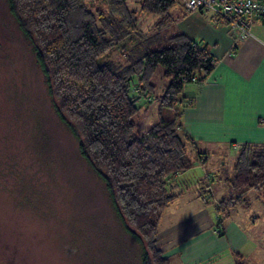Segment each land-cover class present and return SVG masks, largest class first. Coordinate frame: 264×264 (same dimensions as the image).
Returning <instances> with one entry per match:
<instances>
[{
	"label": "trees",
	"instance_id": "1",
	"mask_svg": "<svg viewBox=\"0 0 264 264\" xmlns=\"http://www.w3.org/2000/svg\"><path fill=\"white\" fill-rule=\"evenodd\" d=\"M179 1L5 0L31 45L57 118L141 245V264H170L156 236L177 197L172 182L207 155L182 133L180 118L184 87L204 82L214 61L186 35L162 32ZM145 21L151 22L147 31ZM117 47L121 61L108 59ZM224 182L232 194L214 205L219 235L235 205L246 204V192L264 199V145L240 147ZM207 188L200 183L204 200ZM238 261L243 264L241 256Z\"/></svg>",
	"mask_w": 264,
	"mask_h": 264
},
{
	"label": "rangeland",
	"instance_id": "2",
	"mask_svg": "<svg viewBox=\"0 0 264 264\" xmlns=\"http://www.w3.org/2000/svg\"><path fill=\"white\" fill-rule=\"evenodd\" d=\"M169 12L172 22L162 32L185 31L188 20L183 17L190 13L179 3ZM150 23L145 21L142 29L147 31ZM119 52L118 47L112 49L108 59L121 61ZM197 149L213 151L203 145ZM229 154L221 172L212 169V155L200 166L201 175L211 174L208 179L202 175L199 182L212 195L205 200L192 193L182 197L183 190L166 207L159 229L199 209L207 212L216 229L214 205L232 194L224 182L231 175ZM244 198L246 204H236L230 214L249 237L239 255L243 264H264V199L255 191ZM141 257V245L127 233L104 184L57 118L31 45L0 0V264H141ZM226 263L216 257L201 261ZM171 264L180 263L175 259Z\"/></svg>",
	"mask_w": 264,
	"mask_h": 264
},
{
	"label": "crops",
	"instance_id": "3",
	"mask_svg": "<svg viewBox=\"0 0 264 264\" xmlns=\"http://www.w3.org/2000/svg\"><path fill=\"white\" fill-rule=\"evenodd\" d=\"M188 13L183 17L188 26L181 33L205 47L214 69L204 82L184 87L182 97L187 106L180 118L181 131L196 145L212 147L213 151L207 153L215 158L210 161L211 167L221 172L226 152L234 162L240 147L264 145V17L254 18L251 37L240 40L228 28L212 24L203 12ZM206 160H196L192 168L175 176L172 184L177 195L184 190L182 197L189 193L199 196L202 175L207 179L211 176L208 172L201 175L200 166L204 167ZM232 211L223 223L222 235L207 212L199 209L170 227L158 228L156 247L170 264L175 259L180 264H201L214 257L235 264L249 237L231 217Z\"/></svg>",
	"mask_w": 264,
	"mask_h": 264
},
{
	"label": "built area",
	"instance_id": "4",
	"mask_svg": "<svg viewBox=\"0 0 264 264\" xmlns=\"http://www.w3.org/2000/svg\"><path fill=\"white\" fill-rule=\"evenodd\" d=\"M180 4L187 11L208 13L212 24L228 28L240 40L251 37L254 18L264 17V0H180Z\"/></svg>",
	"mask_w": 264,
	"mask_h": 264
}]
</instances>
